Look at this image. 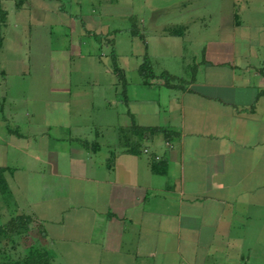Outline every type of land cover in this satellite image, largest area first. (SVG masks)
Segmentation results:
<instances>
[{
  "label": "crops",
  "instance_id": "obj_1",
  "mask_svg": "<svg viewBox=\"0 0 264 264\" xmlns=\"http://www.w3.org/2000/svg\"><path fill=\"white\" fill-rule=\"evenodd\" d=\"M59 1L0 0V12L7 14L1 28L0 86H7L6 64L18 61L3 57L4 28L11 18L25 22L20 33L36 41L35 49L45 46L51 33L50 23L41 25L51 22L50 15L68 17L63 27L76 36L79 55L86 37L103 41L90 37L95 26L73 19L80 15L66 13ZM232 4L201 60L176 55L181 73L168 63L156 71L153 64L156 74L168 71L183 78L187 83L181 89L154 79L149 86L158 88L155 93L128 91L125 104L111 69L99 73V91L93 89L89 97L85 85L72 90L70 73L48 75L52 104L28 111L24 125L22 112L8 110L7 91L0 94V167L6 169L8 186L5 194L0 191V207L10 208L11 217L25 213L34 218L42 233L38 244L52 253L53 264L63 250L78 248L75 242L98 248L99 264H260L264 0H243L239 9L237 0ZM189 31L146 39V50L151 57L157 55L151 46L169 55L171 38L185 40ZM61 52L71 59L69 49ZM19 62L24 65L23 59ZM133 123L166 127L174 136L166 140L147 132L143 148L148 153H124L119 129ZM108 130L111 135L105 137Z\"/></svg>",
  "mask_w": 264,
  "mask_h": 264
},
{
  "label": "rangeland",
  "instance_id": "obj_2",
  "mask_svg": "<svg viewBox=\"0 0 264 264\" xmlns=\"http://www.w3.org/2000/svg\"><path fill=\"white\" fill-rule=\"evenodd\" d=\"M237 2V9H239L243 4V0H237ZM56 3L65 7L66 13L72 12L74 15H80V18L73 17L79 23L84 22L86 25L91 23V27H99L103 37L108 38L111 36L108 39L112 40V44L115 46L118 64L125 71L129 85L128 91L131 94H149L158 90L156 86L144 85L137 71L146 49L140 38L137 36L133 37L129 32L134 22L145 39L151 41L154 37L164 34L162 32L167 27H188L191 33L185 40L171 38L170 50H166L171 51L169 55H162L159 48L156 49L154 46H151L150 52L153 55H157L151 57L148 53L152 63L156 65V71L160 69L161 65L168 63L169 66L172 65L171 69L173 71L181 73L178 66L179 63H176L173 58L176 55L179 57L182 55L185 60L195 57L201 60L203 47H206L209 39L217 35L214 32L215 27L220 24L222 16L227 14L233 5L232 0H60ZM98 13L99 18L97 17ZM58 16H52L54 20L50 19L51 15L47 17V20H51L52 23H41V25H49L50 23L52 26H50L51 33L46 39L45 46L41 45L39 49H35L36 41L20 33V28L25 22L18 16L11 18V24L4 28L5 48L3 49V57L7 60L18 59V61L12 65L6 64L7 73L3 81H6L7 86L5 87L4 84H1L0 94L3 91H7L6 106L8 110L12 106L22 112V117L24 116V120L22 119L23 122H21L22 125L26 123V114L30 113L28 111L32 108L43 104L45 106L52 104H49L50 98L48 94L53 86L48 80V75L63 72L70 73L72 75V90L74 91L77 85H85L86 87L84 88L89 97L93 89L96 92L99 91V73L103 75L105 74V69L112 70L110 60L111 47L105 41L100 43L86 37L81 41V55H79L78 49L74 48V44L78 43L76 42V36L63 27L64 23L68 21V17L62 15L63 17L59 18ZM31 20L36 24L34 19ZM95 27L90 37L94 36L99 39V36H96L99 35V31ZM65 49L70 50V60L67 59L68 56L61 52ZM89 53L92 54L93 58H88ZM179 53L181 54L179 55ZM36 58L41 59L38 65L34 64V59ZM19 59L24 60V65L19 62ZM36 68L39 69L40 74L38 73V75L40 77L35 75ZM77 76H82L81 78L85 80L88 79L90 83L88 84L87 81L82 80L77 81ZM94 79L96 80L95 86L92 85V80ZM113 81L116 82V79L113 78ZM123 98L121 97L122 100ZM90 100L92 99L90 98ZM96 100L97 102L95 103L99 104V98H96ZM85 101L89 103V98ZM114 110L115 106L113 107ZM110 132L108 130L105 137L110 136ZM11 213L12 210L10 208L0 207V225L5 224L10 219ZM40 235L38 229L34 227L26 235L14 237L11 241L0 243V260L22 255L27 247L31 245L41 247L38 244ZM75 243L79 247L63 250V256L56 259L57 263L54 264H67L66 261L69 264H99L98 248L95 251L83 248L82 244H80L81 242ZM61 246L60 244L58 248ZM53 252L59 253L56 248H54ZM65 254L70 256H65ZM258 261V263L263 264V256H260Z\"/></svg>",
  "mask_w": 264,
  "mask_h": 264
},
{
  "label": "trees",
  "instance_id": "obj_3",
  "mask_svg": "<svg viewBox=\"0 0 264 264\" xmlns=\"http://www.w3.org/2000/svg\"><path fill=\"white\" fill-rule=\"evenodd\" d=\"M7 14L4 11L0 12V47L3 43V36L1 34V28L6 22ZM187 27H167L162 33L168 36L179 37L182 36ZM129 32L132 36H137L145 44L146 49V39L139 32L135 22L133 23ZM99 36L100 41H105L107 45L111 47L110 60L113 73L116 75L118 84L121 89V97L125 104L128 102V81L123 68L118 64V55L115 51V47L112 44V40L107 37H103V34L96 35ZM98 38V37H97ZM138 73L142 78V83L146 86L151 85V81L154 79H159L163 82V86L172 89H181L187 83L183 78L175 76L168 71H163L160 74H156L153 68V63L146 50L142 57L141 64L138 66ZM156 134L161 133L164 135L166 140H170L174 133L166 127H144L138 126L133 123L131 126L121 127L119 129V148L124 153L139 155L144 152L143 146L146 141V133ZM114 152L110 154L108 160V166L112 167L114 163ZM6 169L0 167V191L6 193L8 191L7 182L4 176ZM155 172H160L157 168L154 169ZM34 218L28 214L21 213L11 217L5 224L0 225V243L8 240H13L14 237H21L28 234L33 228ZM41 232V231H40ZM42 234V233H41ZM52 253L43 247L31 245L27 247L26 251L22 255H17L16 257H9L6 259H1L0 264H53Z\"/></svg>",
  "mask_w": 264,
  "mask_h": 264
},
{
  "label": "built area",
  "instance_id": "obj_4",
  "mask_svg": "<svg viewBox=\"0 0 264 264\" xmlns=\"http://www.w3.org/2000/svg\"><path fill=\"white\" fill-rule=\"evenodd\" d=\"M149 151H148V149H145L144 150V153H148ZM156 159H159V158H156Z\"/></svg>",
  "mask_w": 264,
  "mask_h": 264
}]
</instances>
